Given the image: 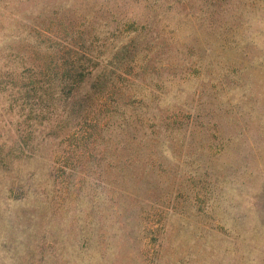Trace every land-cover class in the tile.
Returning <instances> with one entry per match:
<instances>
[{
    "label": "rangeland",
    "instance_id": "1",
    "mask_svg": "<svg viewBox=\"0 0 264 264\" xmlns=\"http://www.w3.org/2000/svg\"><path fill=\"white\" fill-rule=\"evenodd\" d=\"M0 264H264V0H0Z\"/></svg>",
    "mask_w": 264,
    "mask_h": 264
}]
</instances>
